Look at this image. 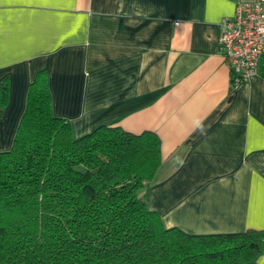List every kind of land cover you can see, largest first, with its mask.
Masks as SVG:
<instances>
[{
  "label": "crops",
  "instance_id": "0c3cea01",
  "mask_svg": "<svg viewBox=\"0 0 264 264\" xmlns=\"http://www.w3.org/2000/svg\"><path fill=\"white\" fill-rule=\"evenodd\" d=\"M252 1L0 0V152L44 71L52 114L74 137L118 125L160 138L147 206L166 228L264 230V54L233 89L217 48L220 21ZM245 264H264V242Z\"/></svg>",
  "mask_w": 264,
  "mask_h": 264
},
{
  "label": "trees",
  "instance_id": "16d2710c",
  "mask_svg": "<svg viewBox=\"0 0 264 264\" xmlns=\"http://www.w3.org/2000/svg\"><path fill=\"white\" fill-rule=\"evenodd\" d=\"M8 76L0 79V108ZM161 140L100 125L74 137L54 116L44 71L29 86L12 146L0 152V264H245L264 230L187 234L147 206Z\"/></svg>",
  "mask_w": 264,
  "mask_h": 264
},
{
  "label": "built area",
  "instance_id": "2783aa9c",
  "mask_svg": "<svg viewBox=\"0 0 264 264\" xmlns=\"http://www.w3.org/2000/svg\"><path fill=\"white\" fill-rule=\"evenodd\" d=\"M219 27L217 48L230 70L231 87L237 89L257 74L264 54V0L238 2L234 15L223 18Z\"/></svg>",
  "mask_w": 264,
  "mask_h": 264
}]
</instances>
